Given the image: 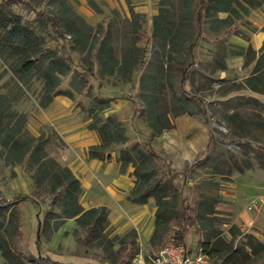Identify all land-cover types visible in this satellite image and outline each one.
<instances>
[{"label": "rangeland", "instance_id": "obj_1", "mask_svg": "<svg viewBox=\"0 0 264 264\" xmlns=\"http://www.w3.org/2000/svg\"><path fill=\"white\" fill-rule=\"evenodd\" d=\"M30 1L37 11L57 18L64 39L29 10L14 7L7 14L21 16L47 47L68 61L71 71L61 76V89L74 95H59L43 108V82L32 75L20 80L11 71L12 60L0 53V93L12 100V110L25 115L27 137L35 138L55 164L47 166L45 202L28 200L19 206L30 253L73 264H155L162 247L150 245V239L141 243L139 235L152 226L155 200L148 204L149 198L143 209L126 202L137 178L134 167L120 164L121 149L144 145L146 138L157 152L156 176L167 174L182 188L183 177L174 174L187 172L182 191L198 221L186 236L187 246L209 239L215 248L212 262L223 264L222 255L237 248L250 253V237L264 245V154L258 150L264 147V93L248 85L260 76L253 72L264 42L256 49L253 39L264 32V4L252 9L233 0L234 10L228 12L223 11L225 3L211 4L184 84L190 96L185 97L182 73L192 63L189 46L198 35L199 0ZM236 23L237 33L228 37ZM255 83L264 88V76ZM98 95L111 99L103 114L121 121L128 138L108 149L103 159L88 155L90 146L101 143L89 115ZM208 152V159L195 165ZM39 163L32 154L19 161L0 147V196L33 195L36 180L45 176L38 173ZM57 167L69 168L80 180L83 209L108 208L103 238L88 236L76 218L62 212L55 197L60 190ZM119 178L129 182L127 195L116 185ZM135 229L140 253L130 258L120 240ZM11 248L25 264H37L18 242ZM253 259L239 256L231 264ZM0 264H9L1 251Z\"/></svg>", "mask_w": 264, "mask_h": 264}, {"label": "trees", "instance_id": "obj_2", "mask_svg": "<svg viewBox=\"0 0 264 264\" xmlns=\"http://www.w3.org/2000/svg\"><path fill=\"white\" fill-rule=\"evenodd\" d=\"M219 2L226 4L223 11L234 10L233 0H199V5L196 8L198 35L189 46L192 63L182 73L183 77L181 81V91L185 97L190 96L184 90V84L187 80L188 71L194 65V51L203 35L205 12L210 8L211 4ZM243 2L247 4V7L252 9H257L264 4L263 0H243ZM14 7H21L24 10L35 13L37 20H46L51 23L56 37L60 39L65 38L57 18L48 15L46 12H39L34 9V5L30 0H0V53L2 56L7 55V59L12 60L10 64L12 73L20 80H24L32 75L43 82L40 101V105L43 108L59 95H66L73 99L74 95L71 92L61 89L60 80L61 76L70 73V64L59 52L47 47L45 38L38 35L32 27L24 24L21 16H10L7 14ZM247 7H245V11H248ZM237 27L238 23L234 24L227 31L226 35L229 37L236 34ZM263 67L264 47L262 48L261 56L258 57L257 66L253 73L260 75L259 77L264 76L263 73L260 74ZM258 78L248 80V85L251 89L264 93V88L258 87L255 83V79L257 80ZM110 100V98L98 95L89 109V115L92 119L90 127L96 130L101 137L100 144L90 146L88 149V155L91 158L103 159L108 149L128 142L123 123L112 116H105L103 114L109 108ZM199 104L202 105L201 101H199ZM100 114L102 115L100 116ZM25 122V115L12 110V100L5 94L0 93V147L7 149L11 155H17L19 161L27 159L32 154L36 161L41 162L39 163L38 173L45 175L43 178L40 177L36 180L37 190L33 195H15L9 198L0 196V230L11 240V242L8 241L0 234L1 254L9 264H25L22 257L11 248L12 244L16 245L18 242L22 245L24 253L37 264H73L63 263L52 256L38 255L34 257L29 251L27 241L24 239L19 206L28 200L36 202L38 205L45 202L46 170L48 164H53L51 160L47 159L43 146L37 145L35 138L27 137ZM213 139L214 135L211 133L208 142L209 148ZM258 150L264 154L263 146L259 147ZM209 155L208 152L204 159L195 165L204 163ZM156 157L157 152L147 138L144 141V145L137 142L129 149H121L120 164H122V168L134 167L133 174L137 178L127 199L131 204L143 205L147 204L149 198H154L157 210L154 220L155 228L150 239V245L164 247L171 241H174L176 244H185L188 232L198 224L196 208L187 203V198L182 191V188L186 185L187 172L181 173L176 171L174 174V176L179 175L183 177L182 188L175 184L173 177H169L167 174L156 176L155 172L152 171L154 170L152 168ZM53 165L55 166V164ZM57 170L56 181L60 190L55 194V197L60 201L62 212L68 218H76V222L86 228L88 236L102 237L108 223V208L93 207L91 210L83 209L79 203V196L82 190L80 180L75 178L69 168L60 169L57 167ZM38 224L37 236L39 239L41 234L40 220ZM173 227H175V230ZM199 243L209 252L210 256L215 254V248L212 247L209 239L207 241L200 240ZM120 246L130 258H134L140 253L139 235L136 229L131 230L121 238ZM249 246L252 247L250 253L245 249L237 248L231 255H222L223 264H231L239 256H247L249 260L254 256V259L249 264H264V245L253 237H250Z\"/></svg>", "mask_w": 264, "mask_h": 264}, {"label": "built area", "instance_id": "obj_3", "mask_svg": "<svg viewBox=\"0 0 264 264\" xmlns=\"http://www.w3.org/2000/svg\"><path fill=\"white\" fill-rule=\"evenodd\" d=\"M155 264H214L201 243L189 247L169 242L155 253Z\"/></svg>", "mask_w": 264, "mask_h": 264}, {"label": "crops", "instance_id": "obj_4", "mask_svg": "<svg viewBox=\"0 0 264 264\" xmlns=\"http://www.w3.org/2000/svg\"><path fill=\"white\" fill-rule=\"evenodd\" d=\"M264 42V32H261L260 34H258V36H256L254 39H253V46L258 49L259 47L262 46V43ZM78 137H80L78 135ZM94 146V145H92ZM129 182L126 181L125 179H122V178H119V180L116 181V185L118 188L124 190L126 193V195L128 194L127 191L125 189H128L130 188L128 186ZM127 196L125 197V200H126ZM153 200L150 198L149 199V202L148 204H150ZM127 202V200H126ZM148 204H143V205H140V204H130L132 207H135L134 209H143V207H146ZM156 210V209H155ZM155 211L153 212V215H152V226L151 228L149 229V231L147 233H143L142 235V232L139 231V235L141 236L140 237V240H141V243H147L149 241V239H151L152 237V233L154 231V218H155Z\"/></svg>", "mask_w": 264, "mask_h": 264}]
</instances>
